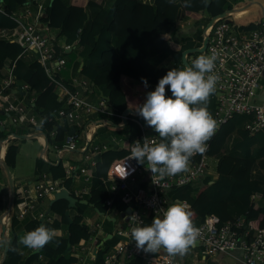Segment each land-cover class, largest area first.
I'll return each instance as SVG.
<instances>
[{"label": "trees", "instance_id": "obj_1", "mask_svg": "<svg viewBox=\"0 0 264 264\" xmlns=\"http://www.w3.org/2000/svg\"><path fill=\"white\" fill-rule=\"evenodd\" d=\"M235 1L210 0L205 6L202 0H188L187 3L185 0H109L106 5L102 0H50V3L49 0H41L44 14L39 15V21L57 32V36H62L70 45L83 49V63L78 71L72 70V76L76 75L85 81L81 91L87 93L95 88L99 89L107 95V105L113 112L100 115L109 127L100 128L96 137L89 138V143L83 151L94 156L92 165L88 162L83 164L89 175L88 191L84 197L97 210L118 217L125 208V203L118 193L111 191L104 179L110 161L125 154L129 144L140 135V125L148 128L158 138V134L148 127L138 114L128 113L121 122V111L126 107L134 110L138 105L123 92L120 76L130 77L137 82H142V78H145L148 85L155 87L169 69L184 68L180 53L183 49L200 43L205 21L230 8ZM25 2L26 0H2L0 85L2 79L9 73L18 82L27 84L25 89L32 93V96L26 105L32 103L30 109L35 114L38 125L21 123L5 128L0 124V137L6 136L7 133L13 135L23 133L30 128H34V131L40 129L48 144L54 143L57 148L62 149V140L67 134L68 127L73 126L77 137H84L86 122L93 121L96 113H81L76 120H69L64 116L59 118L50 116L53 108L63 106L64 103V97L61 99L57 97L56 80L70 90L74 84L71 77L62 79L59 71L53 78L49 77L36 56L28 61L22 57L25 49L12 37V29L16 25L14 16L19 14ZM36 2L38 0H31L30 7L35 6ZM180 19H192L194 23H200V26L196 27L193 34L178 37L175 44L172 39L178 26L176 21ZM256 23L257 21L249 22L239 27L247 29ZM115 49L119 53V61L113 59ZM63 53L65 51H56L61 57ZM200 53H188L187 60ZM164 54L167 59L160 61ZM155 57L157 58L153 61ZM7 68L9 70H6ZM166 94L172 95L167 87ZM214 104L212 94L208 103L211 114ZM2 117L0 113V118ZM247 118L248 115L245 114H233L218 124L217 131L208 142V149L205 152L207 156L216 157L215 177L211 181L205 173L194 184L173 185L167 191L169 199L187 201L194 223L210 215L215 216L218 223L243 215L244 219L250 220L254 226H264V126L249 133L243 128V122ZM41 121H44L42 126ZM228 137L234 139L229 147L224 149ZM114 139L116 141H113ZM14 141L15 137L9 138L4 149L3 160L8 168L13 166L17 152ZM198 158L199 155H196L191 160ZM69 164L60 155L56 161H48L37 156L33 172L36 179L44 173L55 185L70 188L73 175L65 173V168ZM253 166L259 169L260 176L252 175ZM75 173L79 171L75 170ZM107 197L111 199L109 205L104 203ZM40 202V199L36 200L34 215L28 217L24 223L25 232L38 227L40 215L43 216L41 224L46 227L60 226L64 229L67 224V217L64 214L67 201L64 198H57L50 203L48 210L38 205ZM83 206L85 205L77 202L68 208L71 220L66 228L67 236L64 234L57 236L58 244L54 240L42 249L27 255L24 260H21L17 251L15 226L18 220L16 215L12 214L8 221L6 252L0 264H27L28 261L34 264H76L77 258L71 256L70 252L77 251L79 247L77 242L80 238L87 239L94 233V228L87 225L83 219ZM150 217V212L143 215L142 224H150ZM109 230L111 231V227ZM99 240L100 235H96L92 242L95 247L92 263L101 261L103 255L112 248L109 240L100 244ZM67 243L70 250L64 252Z\"/></svg>", "mask_w": 264, "mask_h": 264}, {"label": "built area", "instance_id": "obj_2", "mask_svg": "<svg viewBox=\"0 0 264 264\" xmlns=\"http://www.w3.org/2000/svg\"><path fill=\"white\" fill-rule=\"evenodd\" d=\"M30 1L26 0L19 14L14 16L17 40L24 49L34 50L36 59L40 62L44 72L53 78V75L63 67L64 59L56 54L55 49L48 42L47 36L37 28L36 21L39 19V12H32ZM1 4L2 0H0V11L2 10ZM35 4L38 8L44 6L41 0ZM205 32L207 39L204 50L200 54L191 56L188 63L192 64V61L200 55L216 54L217 56L213 74L218 77V80L213 93L215 104L212 111L217 125L233 114H245L248 115V118L243 122V128L249 133L261 129L264 126V99L255 100V95L259 77L264 70V17L259 19L255 26L247 29L240 28L225 17L216 18ZM64 46L68 47V44ZM11 83L10 74L1 81L0 108L12 110V120L15 125L21 123L38 125L35 114L27 113L25 106L18 103L4 105L3 99L7 93L3 89ZM84 83L83 79L73 78L74 87L70 90L56 80L57 87L61 89L58 98L64 97V103L63 106L53 108L50 116L54 118L64 116L69 120H76L83 111L112 114L107 101L103 98L95 103H89L84 99L81 91ZM21 87L25 89L27 84L23 83ZM30 129L35 132L34 128ZM140 129V135L129 144L127 152L110 161L104 179L108 183V188L117 192L125 203V208L116 217L118 222L113 229V233L118 238L111 250L103 255L101 261L97 263L87 261L82 264H182L164 250L149 253L137 249L135 241L131 240L130 232L133 227L143 223V215L147 212L151 213V223L153 217L162 218L170 204L179 202L188 207L185 199H169L167 191L173 185L196 183L198 178L205 174L209 156L204 153L199 155L198 160H191L190 170L186 173L164 179H160L156 175L152 176L150 170L146 169V162L144 166L138 164L134 159H128L136 141L139 140L141 143L158 141L153 133L145 132L146 127L140 125ZM36 135L43 138L44 133L41 131ZM13 137L12 133L0 137V150L2 148L4 150L7 140ZM76 137L74 131L66 134L65 146L74 147ZM84 157L89 164L94 163V156L90 153H85ZM70 166L71 164L65 168V173L68 175L71 174ZM124 166L129 175L121 179L119 177L120 170ZM77 170L88 182L89 175L84 165H80ZM61 187L52 183L42 173L33 183L34 195L32 197L28 193L24 195L23 205L19 208L18 215L21 216L26 211L33 209L37 199L41 200L44 196L52 195ZM85 190L87 191V187ZM110 201V197H107L104 203L109 205ZM194 224L201 231V237L197 243L202 257L215 253H230L231 250L237 249L239 251L238 260L242 264H264V226H254L250 220L244 219L243 215H237L233 219H226L220 223L215 216L210 215ZM92 257L93 255H91V259Z\"/></svg>", "mask_w": 264, "mask_h": 264}, {"label": "crops", "instance_id": "obj_3", "mask_svg": "<svg viewBox=\"0 0 264 264\" xmlns=\"http://www.w3.org/2000/svg\"><path fill=\"white\" fill-rule=\"evenodd\" d=\"M43 8L44 6H41L40 8H38L36 7V4H35V6L32 5L31 10L32 12H35V11L36 13L39 12V15H42L44 13ZM231 8H233V10L229 12L227 17L230 21H232L233 24H236L238 26L247 24L249 22L258 21L259 19L264 17V0H236L234 3L232 2ZM36 26L47 36L48 42L55 49V52L56 51L58 52L59 50L65 51V53H63V56H62L64 59V65L59 71L62 79L66 80V79H69L70 77L72 81H73V78L79 79L76 75L72 76V70L74 69L73 71H78L81 64L83 63V49L77 46H73L72 44L70 45L67 41H65V39L62 36H57V32L53 31L52 29H49L44 23L39 21V19H37L36 21ZM198 26H200V23H194L192 19L182 20V22L176 27V31L172 39L173 43L176 44V39L180 37L181 35L193 34V32L197 29L196 27ZM12 37H14L15 39L18 38L16 35L15 27H13L12 29ZM66 44H68V47L64 46ZM22 57L26 61H28L35 57V52L32 49H25L23 51ZM157 57L153 58V61H155ZM113 59L115 61L120 60L119 53L116 49L113 51ZM165 59H167L165 54L160 57V61H164ZM6 70H9V68H7ZM9 74L11 76V73ZM11 79H12V83L7 87L8 88L7 91L6 90L4 91L5 93H7L3 99L4 105L6 103H9V104L18 103V104L25 106L24 108L27 113L32 112V110L30 109L31 108L30 106H32V103H30V105L27 106L30 100L29 98L32 96V93L27 92L25 89L21 87L23 83L18 82L12 76H11ZM263 79H264V70L258 80V88L256 90L255 100L264 99ZM119 80H120V84H121V88L123 92L130 99H132L136 105L142 104L144 100L146 99V93L148 91L154 90L155 88V87H151L148 84H147V87H145L142 82L134 81L132 78L124 76V75H121ZM17 87L20 90L17 89ZM56 93H57V97H59L61 94L60 87L56 88ZM102 95H105V93H102V91L95 88L94 90H91L87 93H83L82 96L89 103H95V102H98L100 98H103L104 100H106ZM0 113H2L3 115V117L0 118L2 127L4 126L5 128H7L8 126L11 127L15 125L14 124L15 122L12 120V116H13L12 110L3 109L1 107ZM81 113H88V112L83 111ZM89 113H93V112H89ZM94 113L96 114L92 116L95 117V119L93 118V121L86 122L84 137H81V136L76 137L74 140L75 145L72 148H68L65 146V142H64L65 137L62 140V147H63L62 149L57 148V146L54 143L48 144L45 140V136H43L42 138L36 135V133L41 132L40 129H37L35 132H32L31 129H29L26 132L14 134V137H15L14 142L17 145V152L15 154L13 166L11 168H8L10 172V176H11V181H12V193H11V203H10L9 210L8 212H5V213H4V210L6 209V206L8 204V200L10 197V190L7 185L4 170L0 164L1 166V170H0V240H2V235H4L5 238L7 239L9 217L12 214L16 215V218L18 220L15 226V231L17 235L16 245H17V251L19 252L21 256V260H24V258L30 253L38 251V250L29 249L19 243L20 237H22L26 233L23 225L27 221L28 217L34 215V210L36 207H33V209L26 211L21 216L18 215V210L23 205L24 195L26 193H28L31 197L34 195L33 183L36 180V178L33 172V167H34L35 157L37 156L43 157L44 159L48 161L49 160L56 161L58 155L64 158L68 164L69 163L71 164L70 172L72 173L73 176L71 178L70 188H67L64 186L62 187L66 188L69 191V193L72 194L77 200L85 198L84 196L86 195L88 191V184H87L88 182L85 181V179L82 178V176L79 175V173H75V170H77L80 165L87 163L84 157L85 153H83V151H84V148H86L89 143L88 142L89 138H92L93 136L96 137L100 128L109 127V124L107 125L105 123L104 118L100 117V115H104V114H101L95 111ZM110 130L112 129L110 128ZM145 132L151 133L148 128L145 129ZM113 141H116V140L114 139ZM3 151L4 150L2 148L0 150V160L3 159V154H4ZM215 158H216L215 156H209V160H212V167L211 169H206L205 171V173L208 174V177H210L209 181H211L215 177V171H214ZM85 187H87V191L85 190ZM83 188H84V191H83ZM74 193H77L79 195L74 194ZM52 196L53 194L44 196L43 199H41L40 204L38 205H40L41 207H45L46 210H48L49 205H50L48 201H49V198ZM77 197H80V198H77ZM77 202L79 201H76L75 203ZM82 204L85 205L82 207L83 208L82 210L83 219L87 225H89L91 228H94V233L91 236H89L87 239L80 238L77 242V245L79 246L77 251L72 252V253L70 252V254H72L71 256H75L77 258L78 264L91 261V255L94 254L93 250H95V247L92 244V242L96 235H100V240L98 241V243H101L102 241H105V240H109L111 246L114 244V242L118 238L115 235V233H113L114 225L117 224L118 218L97 210V208L93 207V204L92 205L88 203H82ZM109 217H113V220H111ZM42 218L43 216L40 215L38 218L39 220L38 226H39V223L41 225ZM2 224H4L5 226L4 230H2ZM68 224L69 223L67 222L66 225L68 226ZM66 225L64 226V229L61 228L60 226L55 227L53 229L57 231L58 236L61 234H64L65 236H67ZM110 227H111V231L109 230ZM80 247H82L81 250H79ZM2 248H3V245H0V257L2 253ZM69 250H70V247H69ZM174 257L177 258L182 264H242L238 260L239 251L237 249L231 250L230 253H215L212 255H206L202 257L200 253V247L197 242L186 255L182 257L177 255ZM27 264H34V263L32 261H28Z\"/></svg>", "mask_w": 264, "mask_h": 264}, {"label": "clouds", "instance_id": "obj_4", "mask_svg": "<svg viewBox=\"0 0 264 264\" xmlns=\"http://www.w3.org/2000/svg\"><path fill=\"white\" fill-rule=\"evenodd\" d=\"M188 0H185L187 3ZM207 6L210 0H202ZM216 54L200 55L190 66L169 69L154 90L134 110L146 125L158 134V141H136L128 159L147 163V170L160 179L188 172L191 159L203 155L208 142L217 131V121L208 110L210 96L215 92L218 77L213 74ZM147 87V80L142 78ZM166 87L171 96L166 94ZM44 121H41V126ZM129 175L122 167L119 177ZM55 229L39 225L19 239L23 246L39 250L56 240ZM137 249L149 253L164 250L169 256H184L201 237L192 213L179 202L170 204L162 218L153 217L150 224L135 226L130 232ZM4 241L0 240V245ZM58 244L59 241L56 240Z\"/></svg>", "mask_w": 264, "mask_h": 264}, {"label": "water", "instance_id": "obj_5", "mask_svg": "<svg viewBox=\"0 0 264 264\" xmlns=\"http://www.w3.org/2000/svg\"><path fill=\"white\" fill-rule=\"evenodd\" d=\"M48 3H50V0H49ZM232 10H233V8L230 7V8L222 10L220 13H218L216 15H213V16L209 17V19L207 20V22L203 26L200 43L198 45H196V46L187 47V48L183 49L181 51V53H180V59H181V62H182L184 67L190 66L188 61H187V59H186L187 58L186 56H187L188 53H191V52H202L204 50L205 44H206V39H207V34L205 32L206 28L209 25H211V23L213 22L214 19L220 18V17H225ZM17 89H19V88L17 87ZM102 96L108 101L107 95H102ZM128 113L137 114L135 110H131L130 108L126 107L120 113L121 114V122H123L125 120V117L127 116ZM73 130H74L73 126H70L66 130V133L70 134V133L73 132ZM0 164H1L2 168H3V170H4L6 181H7V185H8L9 190H10V197H9V200H8V204L6 206V209L4 210V213H5V212H8L9 207H10V203H11L12 181H11V176H10L9 169H8L7 165L5 164L3 159L0 160ZM57 198H64L67 201V207L64 210V214L67 217V222L68 223L71 220L69 215H68V207L73 206L76 201H79V202H82V203H88V204L92 205V203L88 202L85 198L77 200L64 187H61L58 190L54 191L53 192V196L49 198L48 203L50 204L54 199H57ZM109 218L111 220H113V217H109ZM39 225H40V223H39ZM66 227H67V225H66ZM4 228H5V226H4V224H2V230H4ZM108 236H109V234H108ZM2 240L4 241V243H3L2 253H1V257H0V262L2 261L4 255H5L6 247H7V239L5 238L4 235H2ZM68 250H69V244L67 243L66 246H65L64 252H67ZM93 253H94V250H93Z\"/></svg>", "mask_w": 264, "mask_h": 264}, {"label": "rangeland", "instance_id": "obj_6", "mask_svg": "<svg viewBox=\"0 0 264 264\" xmlns=\"http://www.w3.org/2000/svg\"><path fill=\"white\" fill-rule=\"evenodd\" d=\"M102 2H103L104 5H106V4L108 3V0H102ZM89 14H91L90 11H89ZM225 18H226L227 20H229L227 16H225ZM229 21H230V20H229ZM181 22H182V19L176 21V25H179ZM230 22H232V21H230ZM205 23H206V21H205ZM186 59H187V58H186ZM187 61H188V60H187ZM188 62H189V61H188ZM263 83H264V79H263ZM233 139H234V138H232V137H231V138L228 137V139L226 140V143H225V145H224V149H227V148L229 147V145L232 143ZM210 159H211V158H210ZM211 167H212V160H209V159H208V162H207V169H211ZM0 170H1V169H0ZM252 175H253V176H260L259 169H258L256 166H253V167H252Z\"/></svg>", "mask_w": 264, "mask_h": 264}]
</instances>
